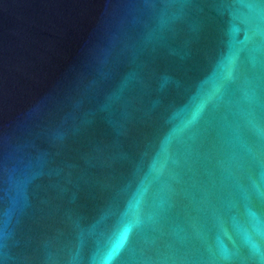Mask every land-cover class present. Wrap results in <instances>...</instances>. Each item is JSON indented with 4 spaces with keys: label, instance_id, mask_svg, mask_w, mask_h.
I'll return each mask as SVG.
<instances>
[{
    "label": "water",
    "instance_id": "1",
    "mask_svg": "<svg viewBox=\"0 0 264 264\" xmlns=\"http://www.w3.org/2000/svg\"><path fill=\"white\" fill-rule=\"evenodd\" d=\"M0 264H264V0H0Z\"/></svg>",
    "mask_w": 264,
    "mask_h": 264
}]
</instances>
